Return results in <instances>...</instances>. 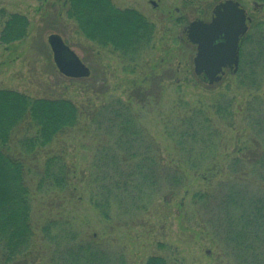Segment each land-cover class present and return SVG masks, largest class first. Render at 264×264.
I'll return each mask as SVG.
<instances>
[{
    "label": "rangeland",
    "instance_id": "rangeland-1",
    "mask_svg": "<svg viewBox=\"0 0 264 264\" xmlns=\"http://www.w3.org/2000/svg\"><path fill=\"white\" fill-rule=\"evenodd\" d=\"M109 1L119 10H136L153 25L151 46L134 62L87 39L68 15V0H0V36L12 14L27 20L24 38L8 44L0 41V89L33 99H67L80 115L78 126L58 137L39 157L42 161L47 153H62L73 168L76 192L71 199L68 194L57 199L42 194L34 197L35 259L29 262L53 264L51 248L39 229L47 219L64 218L73 221L83 237L108 247L111 255L122 257L126 264H146L153 256L171 264H229L199 221L193 204L192 195L206 188L201 178L186 172L185 189L162 192L147 213L129 221L125 217L106 222L88 203L84 175L96 144L92 135L95 113L112 98L127 103L133 91L148 95L144 101H133L131 107L158 145L164 163L174 166L179 161L168 136L178 119L192 111L205 114L212 131L222 136L214 164L220 162L226 168L237 159L243 161L248 145L253 146L251 139L264 136V4L234 0L248 19L239 71L209 85L206 77L194 74L195 46L188 42L183 27L197 19L209 21L214 6L225 0ZM53 33L89 68L88 77L69 78L57 70L47 43ZM227 104L228 116L217 113L216 106Z\"/></svg>",
    "mask_w": 264,
    "mask_h": 264
},
{
    "label": "trees",
    "instance_id": "trees-1",
    "mask_svg": "<svg viewBox=\"0 0 264 264\" xmlns=\"http://www.w3.org/2000/svg\"><path fill=\"white\" fill-rule=\"evenodd\" d=\"M68 7V15L87 39L129 62L151 46L153 25L136 10H119L109 0H68ZM26 34V18L12 14L0 41L8 44ZM147 96L133 91L127 103L112 98L95 113L96 144L84 175L89 205L106 222L125 217L129 221L147 213L162 192L185 189L189 172L206 185L192 200L221 256L229 264H264V136L251 139L253 146L248 145L243 161L237 159L223 168L220 162L216 165L222 136L212 131L205 114L192 111L170 131L179 161L168 165L131 107ZM216 107L217 113L228 116V104ZM79 119L70 100L33 99L0 89V264H32L29 261L35 259L31 219L35 196H75L74 172L65 156L47 153L42 161L39 157L58 137L77 127ZM39 230L51 248L53 264H126L108 247L83 237L71 220L47 219ZM146 264L171 263L153 256Z\"/></svg>",
    "mask_w": 264,
    "mask_h": 264
},
{
    "label": "water",
    "instance_id": "water-1",
    "mask_svg": "<svg viewBox=\"0 0 264 264\" xmlns=\"http://www.w3.org/2000/svg\"><path fill=\"white\" fill-rule=\"evenodd\" d=\"M213 14L209 22H190L186 35L187 40L196 45L194 72L196 75L204 73L209 84L222 78L224 68L237 69L239 39L247 31L245 10L238 2H221L215 6ZM47 43L53 62L62 75L69 78H86L90 75L89 68L60 35H48Z\"/></svg>",
    "mask_w": 264,
    "mask_h": 264
},
{
    "label": "flooded vegetation",
    "instance_id": "flooded-vegetation-1",
    "mask_svg": "<svg viewBox=\"0 0 264 264\" xmlns=\"http://www.w3.org/2000/svg\"><path fill=\"white\" fill-rule=\"evenodd\" d=\"M153 5H155V3L152 1L151 2ZM221 3V2H220ZM239 3V2H238ZM219 4V3H218ZM217 5V4H216ZM215 5V6H216ZM215 6H214V8H215ZM239 6L242 8V6L240 5V3H239ZM214 8H213V10H212V13H211V18H210V20L213 18V16H214V14H213V11H214ZM243 9V8H242ZM245 10V9H244ZM245 15H246V11H245ZM246 17H247V15H246ZM197 20H201V19H197ZM209 20V21H210ZM203 21V20H202ZM204 22H206V21H204ZM208 22V21H207ZM189 25V24H188ZM187 27L188 26H184L183 27V33L185 34V36L187 35ZM247 32V31H246ZM245 32V33H246ZM245 33H244V35H245ZM244 35H242L241 37H240V39H239V45H238V66H237V69L235 70L234 69V67H226V68H224L223 69V72H222V77L225 75V74H230V75H235V74H237V72L239 71V65H240V56H239V54H240V45H241V42H242V39L244 38ZM192 45H194V44H192ZM195 46V51H197L196 50V45H194ZM195 55H196V52H195ZM194 59V58H193ZM193 68H194V66H193ZM194 70V69H193ZM194 74H195V72H194ZM196 76H204V77H206L205 76V74L204 73H202V74H200V75H196Z\"/></svg>",
    "mask_w": 264,
    "mask_h": 264
}]
</instances>
